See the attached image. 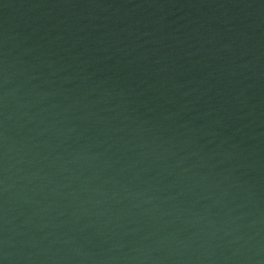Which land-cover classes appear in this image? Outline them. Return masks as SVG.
I'll use <instances>...</instances> for the list:
<instances>
[{"label":"water","instance_id":"95a60500","mask_svg":"<svg viewBox=\"0 0 264 264\" xmlns=\"http://www.w3.org/2000/svg\"><path fill=\"white\" fill-rule=\"evenodd\" d=\"M0 264H264V0H0Z\"/></svg>","mask_w":264,"mask_h":264}]
</instances>
